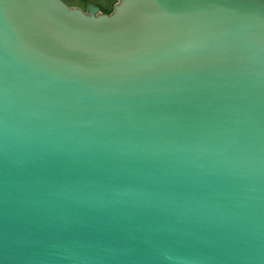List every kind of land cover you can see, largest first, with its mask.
<instances>
[{"label": "water", "instance_id": "obj_1", "mask_svg": "<svg viewBox=\"0 0 264 264\" xmlns=\"http://www.w3.org/2000/svg\"><path fill=\"white\" fill-rule=\"evenodd\" d=\"M0 264H264V0H0Z\"/></svg>", "mask_w": 264, "mask_h": 264}, {"label": "rangeland", "instance_id": "obj_2", "mask_svg": "<svg viewBox=\"0 0 264 264\" xmlns=\"http://www.w3.org/2000/svg\"><path fill=\"white\" fill-rule=\"evenodd\" d=\"M71 5H81L80 0H67ZM91 2H94L98 5H101L105 11L109 12L113 9L114 4L118 0H89Z\"/></svg>", "mask_w": 264, "mask_h": 264}, {"label": "flooded vegetation", "instance_id": "obj_3", "mask_svg": "<svg viewBox=\"0 0 264 264\" xmlns=\"http://www.w3.org/2000/svg\"><path fill=\"white\" fill-rule=\"evenodd\" d=\"M65 3H67L68 5H70V6H75V7H80V8H82V9H86V4L88 3V2H91V1H89V0H80V2H81V5H71L67 0H63ZM91 3H94V2H91ZM94 4H96V3H94ZM96 5H98V4H96ZM99 6V8H100V10L102 11V12H104V13H111L112 12V10L111 11H109V12H107V11H105V9L101 6V5H98Z\"/></svg>", "mask_w": 264, "mask_h": 264}]
</instances>
